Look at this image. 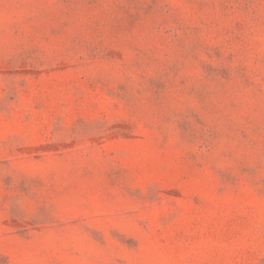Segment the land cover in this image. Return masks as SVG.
Here are the masks:
<instances>
[{
	"label": "rangeland",
	"instance_id": "rangeland-1",
	"mask_svg": "<svg viewBox=\"0 0 264 264\" xmlns=\"http://www.w3.org/2000/svg\"><path fill=\"white\" fill-rule=\"evenodd\" d=\"M0 264H264V0H0Z\"/></svg>",
	"mask_w": 264,
	"mask_h": 264
}]
</instances>
